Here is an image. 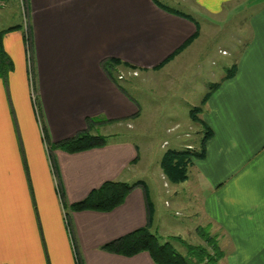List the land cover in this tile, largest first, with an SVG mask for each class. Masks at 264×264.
<instances>
[{
    "label": "crops",
    "instance_id": "crops-1",
    "mask_svg": "<svg viewBox=\"0 0 264 264\" xmlns=\"http://www.w3.org/2000/svg\"><path fill=\"white\" fill-rule=\"evenodd\" d=\"M26 4L41 124L30 98L24 26L17 23L22 27L1 40L11 67L0 75V264H78L76 258L79 264H155L145 251L126 256L103 247L147 225L160 241L168 240L160 237L174 235L167 230L171 214L187 211L180 191L196 198L190 210L199 217L194 232L207 227L216 238L222 255L214 264H264V0ZM238 14L242 47L231 61L235 71L215 81L201 104L202 131L205 124L211 134L185 181L171 185L160 161L145 177L139 146L128 140L74 153L48 151L42 124L53 143L86 129L129 127L141 106L119 82L123 75L137 72L143 81L163 73L175 77L196 55L204 18L225 22ZM229 49L218 51L229 56ZM110 59L120 61L117 82L103 67ZM109 180L139 185L111 211L70 209Z\"/></svg>",
    "mask_w": 264,
    "mask_h": 264
},
{
    "label": "rangeland",
    "instance_id": "rangeland-1",
    "mask_svg": "<svg viewBox=\"0 0 264 264\" xmlns=\"http://www.w3.org/2000/svg\"><path fill=\"white\" fill-rule=\"evenodd\" d=\"M239 18V14L229 15L225 22L215 20L214 23L211 19L204 18V34L196 55L175 77L163 73L155 75L154 80L143 81L142 76L136 77L137 72L134 74L130 71L119 81L140 104V115L137 119L129 121V127L126 123L122 126L113 125L98 130V133L103 131L104 134L101 135L105 137L106 142L128 140L136 143L141 156L140 172H144L145 177L149 176L148 173L156 172V168L158 170L159 161L168 149L183 150L187 143L192 145L191 148H199L202 125L200 121L191 119L189 110L193 106H201L202 96L212 90L211 85L215 81L221 82L232 67L231 61L242 43L241 40L237 42L241 29ZM17 23L24 27L27 23L23 22L20 1L1 0L0 30ZM222 47L227 50L230 48L229 56L222 55L225 51L222 54L218 51ZM175 125L177 128L171 131L169 128ZM177 198L185 202L183 207L187 211L172 213L167 230L172 231L174 235L166 236L165 232L160 238L166 240L175 237L177 240L182 239L184 243L198 245L201 238L193 229L198 225L199 217L195 212L190 213L192 207L197 205L196 198L191 193L181 191ZM173 245L181 254H187L185 244L173 242Z\"/></svg>",
    "mask_w": 264,
    "mask_h": 264
},
{
    "label": "trees",
    "instance_id": "trees-1",
    "mask_svg": "<svg viewBox=\"0 0 264 264\" xmlns=\"http://www.w3.org/2000/svg\"><path fill=\"white\" fill-rule=\"evenodd\" d=\"M22 27L20 24H16L5 30L0 31V75L5 77L7 71L10 69V62L6 59V55L2 49V36L6 31L17 29ZM196 32L190 39H188L174 54L181 51L186 45H188L195 37ZM170 56L169 58H171ZM166 59L161 65L167 62ZM120 63L117 59L106 60L103 63L104 69L107 71L110 78L117 82V65ZM134 70L133 66H129ZM235 71V67L232 66L227 74L226 78L230 77ZM218 86V83L211 85L212 90L209 91L201 99V104L205 103L214 88ZM201 110V106H194L190 110V116L193 121H200L198 113ZM88 126H91V121H88ZM43 133L47 143L48 151L51 152L54 148H60L66 152L74 153L84 151L87 149L102 146L106 143V139L99 133H92L89 129L83 130L78 134L61 140L59 142H50L47 136L45 126L42 124ZM211 132L206 128L202 131V137L198 149L185 147L183 150L168 149L160 160V167L172 183H180L186 180L188 177V168L193 163L194 159H201L205 155L206 142ZM139 185V182L128 183L124 181L109 180L102 183L98 188L91 190L85 198L70 205V209L73 211L81 210H96L102 212H108L119 206L129 193L131 189ZM63 198V196H62ZM67 216V214H66ZM197 234L205 243L204 245H191L184 243L182 239L177 240L175 237H171L166 241H160L159 237L153 233L149 226H144L131 231L107 244L104 245V249L119 253L122 255L130 256L142 251L148 252L155 264H214L221 257L222 253L216 244V238L210 234L207 227H198L196 229ZM173 242L183 243L187 247V254H181Z\"/></svg>",
    "mask_w": 264,
    "mask_h": 264
},
{
    "label": "built area",
    "instance_id": "built-area-1",
    "mask_svg": "<svg viewBox=\"0 0 264 264\" xmlns=\"http://www.w3.org/2000/svg\"><path fill=\"white\" fill-rule=\"evenodd\" d=\"M21 5H22V10H23V22L26 23V26L24 27V44H25V54H26V62H27V66H28V81H29V85H30V98L32 101V105L34 108V113L36 115V118L38 120V122L41 124V115H40V111H39V107H38V99H37V95H36V90L34 88V79H33V73H32V60H33V56H32V40H31V36H30V29H29V21L27 19V4H26V0H19ZM134 74L136 72H133ZM42 136L44 139V142L46 143L45 140V136L42 130ZM47 145V143H46ZM56 189L58 192V195L61 196V190H60V186L58 184V181L56 179ZM66 222H67V216H66ZM77 263L79 264L78 259L76 258Z\"/></svg>",
    "mask_w": 264,
    "mask_h": 264
}]
</instances>
